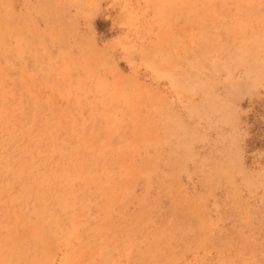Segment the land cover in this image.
<instances>
[{
    "label": "rangeland",
    "instance_id": "374dc122",
    "mask_svg": "<svg viewBox=\"0 0 264 264\" xmlns=\"http://www.w3.org/2000/svg\"><path fill=\"white\" fill-rule=\"evenodd\" d=\"M0 264H264V0H0Z\"/></svg>",
    "mask_w": 264,
    "mask_h": 264
},
{
    "label": "bare ground",
    "instance_id": "6f19581e",
    "mask_svg": "<svg viewBox=\"0 0 264 264\" xmlns=\"http://www.w3.org/2000/svg\"><path fill=\"white\" fill-rule=\"evenodd\" d=\"M19 22V21H18ZM134 170V169H133ZM135 174V173H134ZM23 216V215H22Z\"/></svg>",
    "mask_w": 264,
    "mask_h": 264
}]
</instances>
